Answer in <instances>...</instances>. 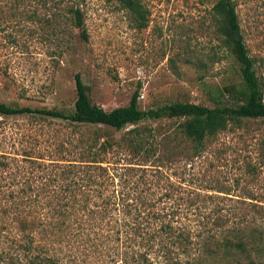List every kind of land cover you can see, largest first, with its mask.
Returning a JSON list of instances; mask_svg holds the SVG:
<instances>
[{
  "label": "rangeland",
  "instance_id": "374dc122",
  "mask_svg": "<svg viewBox=\"0 0 264 264\" xmlns=\"http://www.w3.org/2000/svg\"><path fill=\"white\" fill-rule=\"evenodd\" d=\"M144 1L150 22L141 30L116 0H50L47 5L39 0H0V102L73 110L78 74L92 102L107 111L127 106L137 91L144 110L177 101L212 106L211 91L239 83L235 60L216 32L211 0ZM235 1L242 33L264 83V0ZM76 5L84 11L86 42L72 25L69 10ZM175 123L165 120L151 126L168 129ZM99 128L114 141L124 134L102 127L80 128L77 134L56 119L0 115V157L11 164L6 171L0 168V182L2 174L17 172L18 166H30V162L74 160L60 154L61 145L69 151L72 142L78 145ZM182 155L172 159L174 167H163L170 183L179 184L183 177L191 185L208 187L199 199L208 213L218 208L225 209V216L245 213L251 223H224L221 228H215L212 220L193 223L195 235H200L189 254L169 247L143 261L127 254L130 235L110 232L100 242L99 223H28L25 232L22 223L8 218L5 223L0 214V264H30L37 254L43 256L44 264H194L199 243L211 233L224 240L232 228L264 232V119L245 120L229 128L208 143L202 156ZM130 157L127 154L124 159ZM108 160L116 158L108 156ZM187 187H183L185 197ZM117 236L124 241H115ZM30 240L34 242L31 253L27 252ZM160 249L156 245L154 251ZM261 257L256 264H264V246ZM214 264L239 263L222 253Z\"/></svg>",
  "mask_w": 264,
  "mask_h": 264
},
{
  "label": "trees",
  "instance_id": "16d2710c",
  "mask_svg": "<svg viewBox=\"0 0 264 264\" xmlns=\"http://www.w3.org/2000/svg\"><path fill=\"white\" fill-rule=\"evenodd\" d=\"M49 1L39 0L44 5ZM116 1L138 29L148 28L150 10L144 0ZM211 1L216 32L234 58L239 77V83L231 88L210 92L212 106L177 101L144 110L137 91L127 106L107 111L92 102L89 88L79 74L73 110L18 107L0 102L1 116L36 115L56 119L72 126L77 134L80 128L90 127L124 131L121 139L114 141L112 136L101 134L103 130L99 128L87 134L78 145L72 142L69 151L61 145L60 154L74 156V160L30 162V166H18L17 172L2 174L0 203H4L0 204V214L6 218L5 223L7 218L11 223H22L20 228L25 232L28 223H99L100 242L110 232L130 235L131 238L126 237L130 241L127 254L143 261H148L152 253H165L169 247L189 254L194 238L200 235H195L193 223L212 220L215 228L223 227L224 223H251L245 213L225 216V209L221 208L208 213L199 201L202 190L208 187H196V183L191 185L183 177L179 184L170 183V175L163 170V167L167 170L174 167L172 159L182 154L188 158L202 156L208 143L229 128L239 127L245 120L264 119V83L242 33L238 5L235 0ZM69 13L72 25L80 30L81 39L88 41L80 5L71 7ZM165 120L177 123L168 129L151 126ZM127 154L132 157L124 159ZM108 156L116 160L110 162ZM151 160L154 161L149 164ZM1 167V171L11 167L3 156ZM184 186H189L187 197L182 193ZM212 234L199 243L194 264H214L222 253L239 264L262 261L264 232L259 228L250 231L232 228L224 240L215 239ZM115 241L124 240L117 236ZM156 245L161 249L154 251ZM33 247L34 242L30 240L27 252L31 253ZM30 264H44L43 256L32 257Z\"/></svg>",
  "mask_w": 264,
  "mask_h": 264
}]
</instances>
